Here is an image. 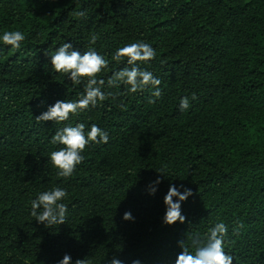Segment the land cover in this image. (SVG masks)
<instances>
[{
  "label": "trees",
  "instance_id": "obj_1",
  "mask_svg": "<svg viewBox=\"0 0 264 264\" xmlns=\"http://www.w3.org/2000/svg\"><path fill=\"white\" fill-rule=\"evenodd\" d=\"M3 31L25 40L0 48V264H57L65 253L84 264H174L180 240L219 220L236 264H264V0H0ZM94 33L108 58L126 43H151L161 96L150 104L147 91L111 89L115 99L79 116L110 140L87 148L65 181L45 157L62 125L34 117L81 89L50 71L46 52L64 40L86 50ZM162 167L171 178L150 194ZM170 183L193 191L184 223H162ZM56 184L69 193L66 220L45 228L30 200Z\"/></svg>",
  "mask_w": 264,
  "mask_h": 264
},
{
  "label": "clouds",
  "instance_id": "obj_2",
  "mask_svg": "<svg viewBox=\"0 0 264 264\" xmlns=\"http://www.w3.org/2000/svg\"><path fill=\"white\" fill-rule=\"evenodd\" d=\"M77 15L85 14L79 12ZM98 39V33L92 34L86 50L75 46L72 41L64 40L53 52H46L50 71L61 75L64 84L71 85L74 92L78 87L81 89L74 99H58L34 117L37 124L52 121L53 125H62L51 134L49 142L54 148L45 157L46 163L56 170V176L65 181L84 162L87 148L92 145H106L110 140V133L106 129L91 120L82 122L77 119L79 116L103 105L110 98L115 99L111 89L123 88L126 89V94L147 91L150 104L156 103L161 96L162 81L149 70L151 62L157 58V50L151 43L144 40L126 43L122 47H116L108 58L96 49ZM24 40L25 35L21 31H3L0 33V48L19 50ZM196 98L195 94L182 95L179 98L178 111L188 112ZM72 120L75 122H71ZM166 171L167 168L162 167L157 171L161 175L149 182L150 194L156 193L163 178H171L165 174ZM68 195V190L60 184L38 192L30 200L29 213L32 220L43 224L45 228L64 223L68 211V205L64 201ZM192 195V189L184 184L170 183L163 196L162 223H184L186 216L182 214V203ZM123 219L131 220L133 217L130 212H125ZM228 238L229 225L222 220L214 222L203 235L191 236L189 244L185 243V239L178 242L182 251L177 254L174 264H234V261L236 264V256L227 247ZM57 264H84V259L73 261L72 256L65 253ZM105 264H123V261L113 257ZM133 264H140V261L135 260Z\"/></svg>",
  "mask_w": 264,
  "mask_h": 264
}]
</instances>
